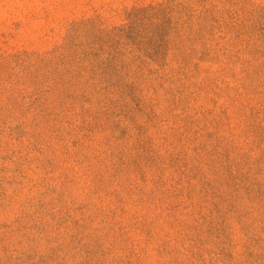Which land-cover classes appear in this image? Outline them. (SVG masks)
Returning <instances> with one entry per match:
<instances>
[{"label": "rangeland", "instance_id": "obj_1", "mask_svg": "<svg viewBox=\"0 0 264 264\" xmlns=\"http://www.w3.org/2000/svg\"><path fill=\"white\" fill-rule=\"evenodd\" d=\"M0 264H264V0H0Z\"/></svg>", "mask_w": 264, "mask_h": 264}]
</instances>
